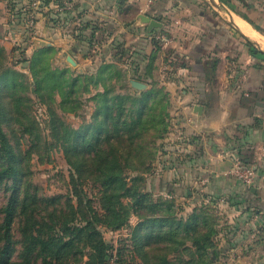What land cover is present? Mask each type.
<instances>
[{"label":"crops","instance_id":"crops-1","mask_svg":"<svg viewBox=\"0 0 264 264\" xmlns=\"http://www.w3.org/2000/svg\"><path fill=\"white\" fill-rule=\"evenodd\" d=\"M229 1L235 23L258 39L224 22L204 0H0V43L8 55L18 52L16 42L26 54L54 46L66 60L72 55L91 67L120 55L130 81L151 76L156 60L169 63L175 77L165 82L187 88L166 144L173 150L149 187L177 197L185 188L186 210L215 208L214 264H264V56L250 54L248 43L264 51V0ZM31 10L35 35L27 28ZM145 16L161 25L149 28ZM160 33L167 45L157 41ZM238 162L255 169L251 185L234 175Z\"/></svg>","mask_w":264,"mask_h":264},{"label":"trees","instance_id":"trees-1","mask_svg":"<svg viewBox=\"0 0 264 264\" xmlns=\"http://www.w3.org/2000/svg\"><path fill=\"white\" fill-rule=\"evenodd\" d=\"M221 1L236 11L229 0ZM28 31L33 35V30ZM248 43L250 54L264 56V51ZM17 49L20 62H29L35 80L34 90L39 97H44L41 89L45 86L52 93L58 89L62 96L60 105L76 109L80 102L75 95L81 88L80 77L69 76V68H52L51 59L58 53L57 48L42 45L34 49L31 56L22 46ZM0 59L1 65L8 60V52L1 43ZM17 62L7 63L10 67L0 74V108L10 107L11 100H16L17 88L23 86L22 82L16 83V75H23L15 68ZM111 66V63L101 64L100 77H104L107 70L111 71ZM134 77L145 82L142 77ZM83 87L88 90L87 83ZM133 93L114 95L111 89L98 92L93 97L97 104L92 119L77 129L69 125L63 127L62 144L67 161L77 173L74 181L89 179L100 184V209L90 199L79 195L76 204L70 194H32L26 183L30 148L12 143L0 128V183L7 180L10 183L5 188L10 191L9 201L1 210L4 222L0 225V264H15L16 253L19 264H74V261L106 264L111 246L100 227L120 229L129 223L132 214L140 218L133 226V244L146 264L215 263L212 254L219 226L215 208L200 204L187 210L186 216L178 217L175 215L178 202L174 197L159 196L154 200L146 189L143 173L157 153L153 141L146 139L151 127L156 126L150 116L157 91L135 90ZM162 129L165 132L167 127ZM56 134L60 135L61 129ZM129 171L139 174L130 175ZM16 220L19 238L14 234ZM181 248L192 254L186 259L182 255L170 256V250L176 252ZM152 249L157 253L152 254Z\"/></svg>","mask_w":264,"mask_h":264},{"label":"rangeland","instance_id":"rangeland-1","mask_svg":"<svg viewBox=\"0 0 264 264\" xmlns=\"http://www.w3.org/2000/svg\"><path fill=\"white\" fill-rule=\"evenodd\" d=\"M219 2V0H216ZM229 7L227 4H225ZM204 6L213 10V13L224 20V22L233 25L229 20V14L224 10L214 6L210 0H204ZM232 13V12H231ZM36 33L33 31V35ZM164 34V33H163ZM34 45V44H33ZM162 45V44H161ZM16 47L21 45L15 43ZM36 46V44L34 45ZM28 56L32 55L33 49H31ZM16 54H9L8 60L4 65L0 64V74H2L11 64L12 61L18 62L15 64V68L23 73L16 75V83L22 82L23 86L15 93V102L11 100L10 107L0 108V128L7 138L12 143H18L21 148H30L28 153V167L29 176L27 186L29 191L33 194L38 192L39 196H54L57 194H70L76 203L77 196L83 197L85 200H91L92 204L100 209L99 195L100 184H95L89 179H80V182H75L77 173L76 170L69 164L65 154L63 146V127L69 125L73 128H79L80 126L87 124L91 119L96 109V100L93 99L94 95L98 92H104L106 90L112 91L114 95L130 93L134 94L135 90L157 91L154 107L151 110L150 118L153 120L155 127H151L149 131V138L147 140L153 141L152 144L157 148V153L154 161L151 163L149 169L144 172L146 189L151 192L153 199L155 200L159 196L174 197L178 206L175 208V215L186 216V191L185 188L177 192L179 197L172 195V191L164 189L163 192H157L149 187L151 180H154L156 173H159L157 169L158 162H161L163 155L169 158V151L173 150L166 146L167 143L173 141V135L171 134L176 129L178 123L177 108L180 107L183 100L179 96L184 90H186V83L174 88H170V85L166 83V80H170L172 77V71L167 69V65H161V59L152 63L155 65L151 76L144 77L146 87L144 89L135 88L130 81V76L127 73L126 67L121 62L120 55L114 59H100L98 64H94L92 67L89 65H73L68 62L62 53H57L52 57V68H69L68 75L71 77H80V90L75 94L80 100L76 109L71 110L69 107L61 106L60 101L62 96L58 89L54 92H50V89L46 86L41 89L43 98L39 97L38 92L35 91V80L32 77V71L29 68V62H20L19 49ZM167 54V55H166ZM166 55V56H165ZM164 60L168 62L169 53H165ZM122 57V56H121ZM5 60V58H3ZM2 59H0L1 61ZM103 63H111V71L107 70L104 77L99 75V67ZM42 76V71L40 70ZM93 76L94 79H91ZM88 84V90L84 89V85ZM105 83L107 85H105ZM153 100V99H152ZM130 105V103H129ZM155 115V118H153ZM167 124V125H166ZM163 126L167 129L163 132ZM61 129V134L57 135V131ZM161 135V136H160ZM171 135V137H170ZM2 141V135L0 132V146ZM173 156V155H172ZM170 162L172 160L170 159ZM144 171V170H143ZM160 171V170H159ZM130 175H137V171H129ZM6 182L0 183V225L4 222V213L1 212L2 208L7 205L10 191L6 190ZM77 183V187L74 184ZM74 191L77 193L75 195ZM169 191V192H168ZM77 204V203H76ZM190 210V209H189ZM140 220L137 214L130 216L129 223L117 230L108 228L106 225L100 227L103 237L107 243L110 244L109 250L111 256L108 257L106 264H146L140 257L133 244V226ZM14 224L15 238L20 237L18 229L19 224L17 220ZM191 243L190 241H188ZM2 243L0 242V245ZM160 251V250H159ZM152 254L157 253V250L152 249ZM163 253V252H162ZM14 258L15 264H19L20 258L17 256ZM170 256L182 255L184 259L192 254V251L188 254L183 248L180 251H169ZM87 256L84 257V260ZM74 264H81L79 261H74Z\"/></svg>","mask_w":264,"mask_h":264},{"label":"built area","instance_id":"built-area-1","mask_svg":"<svg viewBox=\"0 0 264 264\" xmlns=\"http://www.w3.org/2000/svg\"><path fill=\"white\" fill-rule=\"evenodd\" d=\"M38 2H35L36 6ZM36 25V13L34 10H31L28 14L27 28L29 30L35 29ZM157 41L162 45H167L169 43V38L165 34H157ZM234 175L243 181L245 184L251 185L256 179V171L252 166H247L244 163L238 162L233 170Z\"/></svg>","mask_w":264,"mask_h":264},{"label":"water","instance_id":"water-1","mask_svg":"<svg viewBox=\"0 0 264 264\" xmlns=\"http://www.w3.org/2000/svg\"><path fill=\"white\" fill-rule=\"evenodd\" d=\"M211 3L220 8L221 10H224L225 12H227L229 14V20L230 22L237 28L241 31V29L237 26V24L235 23L234 19H233V16H232V11L221 1L219 0V2H217L216 0H210ZM144 21L145 22H148L149 23V28H153V27H156V26H160L161 23L154 20V19H151L150 17L148 16H145L144 17ZM242 32V31H241ZM244 34V33H243ZM67 61L70 62L71 64L73 65H77V62L76 60L72 57V55H68L67 56ZM131 84L137 88V89H144L146 87V83L142 82V81H138V80H131ZM199 108H202V106H198Z\"/></svg>","mask_w":264,"mask_h":264},{"label":"bare ground","instance_id":"bare-ground-1","mask_svg":"<svg viewBox=\"0 0 264 264\" xmlns=\"http://www.w3.org/2000/svg\"><path fill=\"white\" fill-rule=\"evenodd\" d=\"M237 25L242 30H244L251 38H253V39H258L259 38V35L253 29H251L249 26L245 25L244 23H242L240 21H237Z\"/></svg>","mask_w":264,"mask_h":264}]
</instances>
